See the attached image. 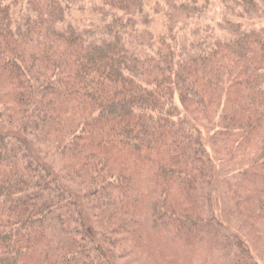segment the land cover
I'll use <instances>...</instances> for the list:
<instances>
[{
	"label": "trees",
	"instance_id": "1",
	"mask_svg": "<svg viewBox=\"0 0 264 264\" xmlns=\"http://www.w3.org/2000/svg\"><path fill=\"white\" fill-rule=\"evenodd\" d=\"M176 1L165 0L168 31L155 35L146 0H0V107L13 128L0 129V264H115L97 216L59 182L52 157L67 159L74 178L100 179L89 201L114 207L116 190L127 213L138 195L104 151L167 161L149 209L154 222L169 206L180 231L162 196L170 182L213 178L204 129L264 130V0ZM175 14L193 21L190 43ZM212 102L224 107L203 124L194 107ZM255 163L264 170V139ZM52 230L68 243L55 253L44 242Z\"/></svg>",
	"mask_w": 264,
	"mask_h": 264
},
{
	"label": "rangeland",
	"instance_id": "2",
	"mask_svg": "<svg viewBox=\"0 0 264 264\" xmlns=\"http://www.w3.org/2000/svg\"><path fill=\"white\" fill-rule=\"evenodd\" d=\"M179 1L190 0L176 2ZM145 3L150 30L155 35L167 32L169 23L161 15L168 10L165 0H146ZM157 4L161 6L156 7ZM155 8H159L158 14ZM90 9L89 6L88 13ZM139 19L142 21L141 17ZM181 21L187 24L182 26ZM192 22L176 14L173 19L176 29L184 27L178 36L188 39V43L194 38ZM223 107L222 104L218 108L212 102L205 113L194 107L193 114L207 124L218 119ZM0 129H13L1 107ZM203 138L213 164L211 181H199L191 187L178 180L170 182L162 196H168L169 205L177 211L175 217L180 231L173 229L174 218H169V206L165 209L167 213L162 212L154 222L149 209L150 203L158 197L160 186L155 183L158 165L161 162L168 165L167 161L156 162L152 154H138L124 148L104 151L109 156L113 173L121 172L122 176L130 178L134 193L138 195V202L130 206L131 199L124 200L125 207L131 208L129 213L121 209V196L116 190L109 192L115 205L111 208L104 206L109 204L108 200L87 199L86 194L99 182L98 177L74 178L64 170L68 167L67 159L55 161L52 157L50 165L64 188L79 196V207L97 216L98 233H107L104 246L114 254L115 264H264V170L255 163L264 130L243 133L215 126L210 130L205 128ZM179 167L185 168L181 164ZM132 210L136 211L133 215ZM62 239L64 236L52 230L47 232L44 242L55 253L59 245L68 244ZM82 243L91 244L89 239Z\"/></svg>",
	"mask_w": 264,
	"mask_h": 264
}]
</instances>
